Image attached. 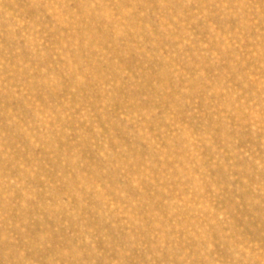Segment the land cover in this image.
Returning <instances> with one entry per match:
<instances>
[{"label": "rangeland", "instance_id": "374dc122", "mask_svg": "<svg viewBox=\"0 0 264 264\" xmlns=\"http://www.w3.org/2000/svg\"><path fill=\"white\" fill-rule=\"evenodd\" d=\"M0 264H264V0H0Z\"/></svg>", "mask_w": 264, "mask_h": 264}]
</instances>
